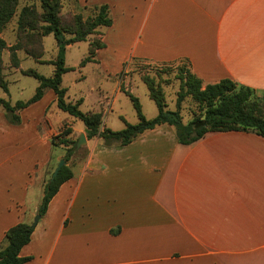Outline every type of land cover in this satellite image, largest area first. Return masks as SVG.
Returning <instances> with one entry per match:
<instances>
[{
  "label": "crops",
  "instance_id": "0c3cea01",
  "mask_svg": "<svg viewBox=\"0 0 264 264\" xmlns=\"http://www.w3.org/2000/svg\"><path fill=\"white\" fill-rule=\"evenodd\" d=\"M70 3L109 6L113 25L98 30L105 48L90 62L107 74L133 59L186 61L205 85L229 79L264 94V0ZM84 148L21 251L33 258L27 264H264V137L209 133L181 145L166 124L127 146L94 138ZM38 156L23 159L28 180L15 186L1 171L10 160H0V250L8 230L38 215L41 203L27 207L33 168L51 161ZM54 157L58 164L65 153Z\"/></svg>",
  "mask_w": 264,
  "mask_h": 264
},
{
  "label": "trees",
  "instance_id": "16d2710c",
  "mask_svg": "<svg viewBox=\"0 0 264 264\" xmlns=\"http://www.w3.org/2000/svg\"><path fill=\"white\" fill-rule=\"evenodd\" d=\"M40 3V10L35 4L23 6L19 11L21 0H0V36L18 16V38L33 42L41 49L38 53L30 52L31 56L40 60L43 56V39L54 35L59 54L50 62L54 66L51 77H45L37 71H27L26 75L34 77L39 82L35 95L28 101H19L15 105L4 98H0V108L6 112L8 121L13 125L22 122L20 113L32 105L41 101L47 91L52 90L56 96L58 108L70 116L80 120L85 126L87 139L98 138L103 141L105 147L127 146L146 131L154 130L162 125H170L176 129V136L181 145H191L202 140L209 133H222L231 131H252L264 137V106L253 100L254 91L240 86L238 83L226 79L216 84H207L193 74L189 63L184 61V67L179 68L178 75L181 81V89L178 95L177 107L180 108L187 97H192L199 106L200 113L190 122L184 123L179 110L168 109L165 93L162 86L155 79L146 76L143 78L151 100L158 108V115L153 119H147L143 114L139 99L132 92L120 87L128 95L134 104L138 114V123L131 125L126 123L122 131H112L104 126L102 112H82L80 107L83 100L76 103L67 102L66 88H63V76L72 69L67 68L65 56L67 48L73 44L87 42L88 37L96 34L100 28H108L113 25L108 5L95 8L93 16L84 18L81 14H61L63 0H33ZM70 23H67V21ZM70 35L71 38H67ZM5 41L0 38V87L8 93V83L3 76L2 53L5 49ZM105 48L102 40H95L89 44V55L80 67L95 61L97 51ZM16 60V56L13 55ZM17 64V62H16ZM45 131L51 138L52 146L66 148L64 166L54 181H48L45 185L44 196L38 210L43 217L49 204L59 192L63 184L73 178L72 162L76 154L85 148H77V140L72 138L73 128L65 125L56 132L49 119H44ZM89 152L85 149L82 160H85ZM78 158V157H76ZM35 226L20 223L12 227L5 235L3 247L0 250V264H27L33 258L22 257L21 251L31 242Z\"/></svg>",
  "mask_w": 264,
  "mask_h": 264
},
{
  "label": "rangeland",
  "instance_id": "374dc122",
  "mask_svg": "<svg viewBox=\"0 0 264 264\" xmlns=\"http://www.w3.org/2000/svg\"><path fill=\"white\" fill-rule=\"evenodd\" d=\"M70 2L71 0L62 1L61 14L78 12L82 13L81 15L86 19L95 13V9L80 10L78 6L75 7ZM29 4H35L40 10L38 1L21 0L18 13L23 6ZM66 21L70 23V21ZM17 22L18 16L10 22L0 36L5 41L6 46L2 53L3 76L9 87L8 93L0 87V98L10 101L12 105L19 101L30 100L39 86L38 80L27 76L26 72L33 70L45 77H51L54 73V66L50 62L54 61L59 54L56 39L54 35H50L43 39V56L41 59L37 60L31 56L30 52L38 53L41 52V49L33 42L21 41L18 38ZM67 38H71V36L67 35ZM95 40H102L100 32L88 37L87 42L73 44L67 48L65 64L67 68L72 69L63 76L62 86L68 90L67 102L76 103L83 99V104L80 107L82 112L103 110L107 128L115 132L122 131L126 128V123L135 125L139 120L133 102L128 95L121 91V86L139 99L143 114L147 119H153L158 115V108L155 102L151 100L148 88L143 81L144 77L149 76L162 86L168 109L171 111L179 110L184 123L190 122L199 115V106L192 97H187L180 108L177 107L181 89L178 70L186 64L184 61L174 64H154L145 60L133 59L117 75L107 74L105 69L94 63L80 67L81 62L89 55L90 42ZM13 55L16 56L17 61L13 59ZM253 100L264 106V94L254 93ZM20 115L21 124L13 125L8 121L6 112L0 108V160H10L9 163L3 164V170L2 162H0V167L1 171L5 173V179L11 178V182L15 186L28 180L23 159L35 158L36 154L39 155L38 158H43L49 154L51 158L49 167L44 165L40 170L33 168L35 171L34 184L29 190V197H27L30 199L27 200V207L32 209L37 203L42 202L45 185L51 180L59 164H57L54 156L66 154L65 147L56 148L52 146L50 136L47 134L46 137L44 119L50 120L56 132L63 129L65 125H70L73 131L84 129L85 126L80 120L58 108L56 96L52 90L45 94L43 100L32 105L27 111H22ZM174 130L176 129L174 128ZM72 138L77 140L75 131ZM44 141L48 145H44ZM28 147H31L32 150L27 151ZM29 152H31L30 156L27 155ZM5 154L6 157H4ZM84 154L85 149L76 154V157L80 160ZM2 172H0L1 176ZM11 191L15 196L20 194L17 187H13ZM35 219L36 216L29 223L34 225Z\"/></svg>",
  "mask_w": 264,
  "mask_h": 264
},
{
  "label": "water",
  "instance_id": "95a60500",
  "mask_svg": "<svg viewBox=\"0 0 264 264\" xmlns=\"http://www.w3.org/2000/svg\"><path fill=\"white\" fill-rule=\"evenodd\" d=\"M86 145H87V139H86L85 134L82 133V134L80 135V137H79L78 142H77V148L80 149L81 147L86 146ZM66 164H67V163H66V161H65L64 159L60 160V162H59L57 168H56L55 171H54V174H53L52 177H51L50 182H52V181L55 180V178L58 176V174H59V172L61 171V169H62L64 166H66ZM40 219H41V215L38 214V215L36 216V219H35V222H34V226H36V225L38 224V222L40 221Z\"/></svg>",
  "mask_w": 264,
  "mask_h": 264
}]
</instances>
